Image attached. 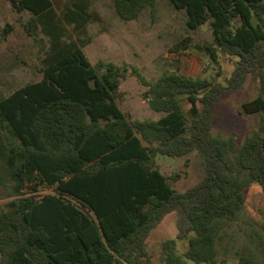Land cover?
I'll use <instances>...</instances> for the list:
<instances>
[{"label":"trees","instance_id":"trees-1","mask_svg":"<svg viewBox=\"0 0 264 264\" xmlns=\"http://www.w3.org/2000/svg\"><path fill=\"white\" fill-rule=\"evenodd\" d=\"M7 1L30 13L23 26L42 54L41 78L0 96V184L12 197L0 210V264H155L146 241L172 211L177 238L188 245L179 253L174 239L163 240V264H226L218 258V220L237 216L247 184L259 183L264 195V0H170L186 11L190 29L209 22L212 42L197 48L215 62L219 55L234 62L224 83L177 71L151 81L128 63H92L80 36L100 20L92 0ZM155 2L112 6L132 20ZM12 28L0 27V43ZM128 69L163 116L134 119L120 108ZM249 75L259 79V93L243 106L261 122L238 149L237 174L233 139L214 135L212 126L221 98ZM192 152L203 176L177 190L156 156Z\"/></svg>","mask_w":264,"mask_h":264},{"label":"rangeland","instance_id":"rangeland-1","mask_svg":"<svg viewBox=\"0 0 264 264\" xmlns=\"http://www.w3.org/2000/svg\"><path fill=\"white\" fill-rule=\"evenodd\" d=\"M92 7L99 13L100 20L89 23L85 33L80 35L86 41L84 51L92 63L98 60L120 65L128 63L138 67L151 81L163 72L177 71L224 83L234 68V62L227 57L219 55L215 62L206 51L197 48V45L212 42L209 22L190 29L186 24V11L175 8L170 0H156L153 8L147 7L132 20L121 19L112 6V0H92ZM30 16L28 11L17 12L10 2L0 0V27L8 23L13 25L12 31L0 43V96L41 78L38 67L42 50L23 26ZM73 34L77 37L76 32ZM259 85V79L249 75L239 89L221 98L212 126L214 135L233 139L229 155L237 174L238 149L244 138L261 122V114L246 112L243 104L258 95ZM146 89L128 69L120 81L117 98L120 108L129 117L143 120L164 115L149 106L143 97ZM182 105L189 113L187 99L182 100ZM156 162L177 190L187 189L203 176V167L196 152L179 157L158 154ZM239 176L242 179L246 177L245 173ZM244 193L245 202L237 216L218 220V258L226 264H264V195L261 185L249 183ZM11 198L0 184V210L7 207ZM177 231L175 211L168 213L152 230L146 248L155 264H163V240L174 239L179 253L186 248L187 240L178 239Z\"/></svg>","mask_w":264,"mask_h":264},{"label":"crops","instance_id":"crops-1","mask_svg":"<svg viewBox=\"0 0 264 264\" xmlns=\"http://www.w3.org/2000/svg\"><path fill=\"white\" fill-rule=\"evenodd\" d=\"M90 10H91V11H97V10H95V9L92 7V4H91V6H90ZM92 22H93V21H92ZM89 23H91V22H89ZM89 23H88V24H89ZM88 24H87V25H88Z\"/></svg>","mask_w":264,"mask_h":264}]
</instances>
